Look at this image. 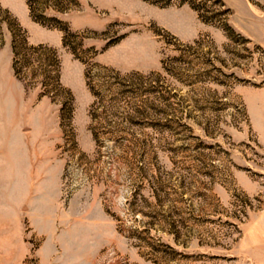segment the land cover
<instances>
[{"label":"rangeland","instance_id":"obj_1","mask_svg":"<svg viewBox=\"0 0 264 264\" xmlns=\"http://www.w3.org/2000/svg\"><path fill=\"white\" fill-rule=\"evenodd\" d=\"M0 264H264V0H0Z\"/></svg>","mask_w":264,"mask_h":264},{"label":"trees","instance_id":"obj_2","mask_svg":"<svg viewBox=\"0 0 264 264\" xmlns=\"http://www.w3.org/2000/svg\"><path fill=\"white\" fill-rule=\"evenodd\" d=\"M14 40H15V36H14ZM16 40H18V46L17 47H14V53H15V56L17 57H20L18 60L16 59V62L14 61V63H13V68H14V71L17 73V75H20V74H23L22 73V71H20V69L19 68H21V67H23L24 66V62H23V57H24V53H23V51L25 50L24 49V44H25V41H24V39H16ZM23 55V56H22ZM17 63L19 64V66L20 67H17ZM52 63H50L49 61H45V59L41 62V67H45V70L44 71H48V67L51 65ZM55 63H54V60H53V65H54ZM21 77H23V75L21 76ZM50 78V82H51V84L53 83H55V84H57L56 82V76H52V77H49ZM43 83H44V85H47L46 84V81L45 80H43Z\"/></svg>","mask_w":264,"mask_h":264}]
</instances>
